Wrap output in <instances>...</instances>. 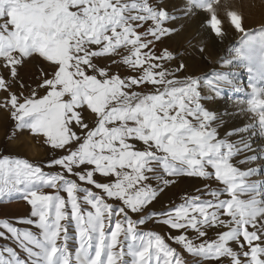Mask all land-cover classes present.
<instances>
[{"label":"snow or ice","instance_id":"6c2138e0","mask_svg":"<svg viewBox=\"0 0 264 264\" xmlns=\"http://www.w3.org/2000/svg\"><path fill=\"white\" fill-rule=\"evenodd\" d=\"M219 6L187 0L180 12L204 11L220 37ZM226 15L244 33L234 60L250 91L230 71L184 75L181 53L158 47L183 28L160 0H0V108L61 152L52 171L0 155V199L19 194L32 218L17 222L38 229L0 219V239L15 245L0 246V264H264V144L254 146L264 140V28ZM33 58L48 65L35 87L20 75ZM225 89L244 93L239 111L251 116L222 134L228 113L209 102ZM182 177L203 188L153 209ZM149 222L169 231H141Z\"/></svg>","mask_w":264,"mask_h":264},{"label":"rangeland","instance_id":"374dc122","mask_svg":"<svg viewBox=\"0 0 264 264\" xmlns=\"http://www.w3.org/2000/svg\"><path fill=\"white\" fill-rule=\"evenodd\" d=\"M160 2L170 12L181 15L179 24H182L183 28L178 35L165 40L158 47H168L181 53V58L187 66L184 75L210 76L213 72L230 71L236 74L241 88L250 91V89H247L249 74L246 68L234 60L236 50L242 47L244 33L237 31L231 24L230 19L226 15V8L235 10L242 16V25L246 31L258 34V30L264 28V0H227V3L225 0H220L218 17L222 21L221 27L223 30V35L220 37L206 24L208 16L204 11L193 9L192 13L186 18L182 16L180 10L186 7L187 0H160ZM201 48H204L203 52L200 51ZM227 61H232V63L229 64ZM104 62L101 61V63ZM47 66L39 58L28 60L24 66L25 70H20L24 83L35 87L33 78L37 75L38 68ZM3 95V93H0V99L3 98ZM24 95H28V92L25 91ZM245 98L243 92L225 89L219 98L209 102L218 113L224 111L228 113L227 116L223 117L226 123L221 130L222 134L231 128L239 127L249 122L251 114L240 112L239 109L243 106L237 104V100ZM83 115L89 121L94 119L90 110H85ZM243 122L246 123L243 124ZM232 139H236V137ZM260 144H264V140L256 138L254 146ZM0 155L27 158L33 163L42 165L45 171H52L54 169H49L47 164L51 157H58L61 152L50 151L48 146L44 145L40 139L34 137L28 130L17 129L15 121L10 117L9 112L0 108ZM237 159H240V157H237ZM241 167L245 166L241 165ZM262 172H264V168H262ZM256 178L264 179V175H259ZM203 185L204 181L202 180L182 177L176 185L168 187L159 196L152 208L159 211L172 204L180 203L185 193L196 194V189H202ZM215 186L213 184V187ZM44 190L52 191L51 189ZM61 194L66 196V193ZM30 214L31 206L19 194H14L10 198L0 199V219H9L17 227L30 228L36 232L38 229L35 226L17 222L21 219L32 218ZM140 229L141 231H156L161 234L169 231L167 227L151 222L140 226ZM172 234L175 235L176 233L173 232ZM190 235H194V233H190ZM215 235L214 231L208 233L209 238H215ZM5 243L15 247L11 240L4 241L0 239V246ZM69 245L72 249L78 246L74 224L69 228ZM17 251L20 250L17 248Z\"/></svg>","mask_w":264,"mask_h":264},{"label":"bare ground","instance_id":"6f19581e","mask_svg":"<svg viewBox=\"0 0 264 264\" xmlns=\"http://www.w3.org/2000/svg\"><path fill=\"white\" fill-rule=\"evenodd\" d=\"M24 70H25V69H24V67H23V68H22V71H24ZM244 123H246V122H243V124H244Z\"/></svg>","mask_w":264,"mask_h":264},{"label":"crops","instance_id":"0c3cea01","mask_svg":"<svg viewBox=\"0 0 264 264\" xmlns=\"http://www.w3.org/2000/svg\"><path fill=\"white\" fill-rule=\"evenodd\" d=\"M25 66V65H24ZM26 68H27V66H26Z\"/></svg>","mask_w":264,"mask_h":264}]
</instances>
